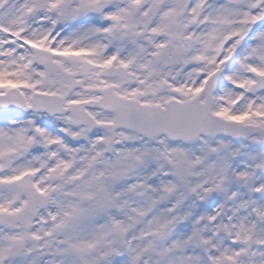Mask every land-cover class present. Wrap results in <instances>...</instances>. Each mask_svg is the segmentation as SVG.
Listing matches in <instances>:
<instances>
[{
    "label": "snow or ice",
    "instance_id": "6c2138e0",
    "mask_svg": "<svg viewBox=\"0 0 264 264\" xmlns=\"http://www.w3.org/2000/svg\"><path fill=\"white\" fill-rule=\"evenodd\" d=\"M0 264H264V0H0Z\"/></svg>",
    "mask_w": 264,
    "mask_h": 264
}]
</instances>
